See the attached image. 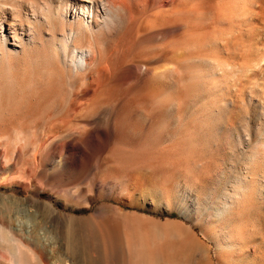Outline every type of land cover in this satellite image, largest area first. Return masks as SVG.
<instances>
[{"label":"rangeland","instance_id":"1","mask_svg":"<svg viewBox=\"0 0 264 264\" xmlns=\"http://www.w3.org/2000/svg\"><path fill=\"white\" fill-rule=\"evenodd\" d=\"M135 1L84 72L8 30L0 221L70 264H121L80 233L117 217L143 264H264V0Z\"/></svg>","mask_w":264,"mask_h":264},{"label":"bare ground","instance_id":"2","mask_svg":"<svg viewBox=\"0 0 264 264\" xmlns=\"http://www.w3.org/2000/svg\"><path fill=\"white\" fill-rule=\"evenodd\" d=\"M129 1L0 0V61L6 62L15 54H19L16 53V48L9 43L8 30H11L14 41L21 45L23 55L27 54L28 49L25 37H29L34 46L42 48V52L46 56H44L45 62L70 59L69 68L76 72H84L93 64L94 60L102 56L103 49L99 40L106 34H110L127 15H131L132 3L130 4ZM126 20L128 19L126 18ZM36 24L48 27L50 30L49 34L47 33L50 39L49 43L44 41L42 33L36 30ZM134 68V72L132 71L134 77L142 76L143 69L141 71L140 66ZM146 69V72H149L147 67ZM7 75L5 73L3 77L6 78ZM10 81V77L0 80L2 95L10 89ZM232 198L229 199V204L233 202ZM229 209L231 208L229 207ZM138 227L139 224L134 221H122L118 217L105 218L99 221H90L88 225L82 226L80 233L85 234L89 240H92L93 233L97 236L96 239L98 238L104 246L103 257L105 259L110 251L113 252L117 249L122 253V256L120 255L121 264H143L142 250L144 248L141 249L143 245L135 232L131 231ZM101 244L97 245L101 246ZM50 246V240L43 237L40 229L25 228L20 223L6 227L0 221V264H63L62 258L52 257L53 252ZM111 258L112 256H110ZM64 264H70V260Z\"/></svg>","mask_w":264,"mask_h":264}]
</instances>
